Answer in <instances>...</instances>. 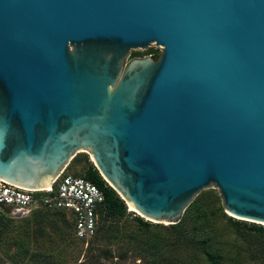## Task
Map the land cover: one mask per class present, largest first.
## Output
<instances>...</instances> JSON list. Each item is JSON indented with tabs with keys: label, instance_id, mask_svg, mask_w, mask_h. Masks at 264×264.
Returning a JSON list of instances; mask_svg holds the SVG:
<instances>
[{
	"label": "water",
	"instance_id": "water-1",
	"mask_svg": "<svg viewBox=\"0 0 264 264\" xmlns=\"http://www.w3.org/2000/svg\"><path fill=\"white\" fill-rule=\"evenodd\" d=\"M81 153L149 222L217 189L264 226V0H0V179Z\"/></svg>",
	"mask_w": 264,
	"mask_h": 264
},
{
	"label": "trees",
	"instance_id": "trees-1",
	"mask_svg": "<svg viewBox=\"0 0 264 264\" xmlns=\"http://www.w3.org/2000/svg\"><path fill=\"white\" fill-rule=\"evenodd\" d=\"M85 162L86 169L74 175L83 176L92 181L105 194V201L99 211V223L95 237L89 242L78 240L74 235V219L66 212L37 210L33 212V216L43 218L55 215L59 217L58 226L60 222L65 224L64 230H60L63 240H68L71 235L76 240L88 243V246L91 245L89 251L94 261L102 257H116L111 247L122 242L135 246L137 250L146 248L150 253L155 251L156 258L161 259L165 264H224L229 257L238 264L241 256L249 253L253 248L264 256V226L254 223L248 226L247 223L228 216L223 205L213 208L211 201L216 204L220 201L213 191L200 193L188 206L178 224L155 226L136 217L134 219L136 228L126 230L121 223L129 217L127 204L103 179L87 155ZM0 213L7 214L2 209ZM222 222L225 223L224 226H220ZM4 225V222H0V239L4 232ZM188 227H191L189 232H187ZM179 245H186L189 248L191 246L194 249L185 260L175 258L176 247L178 248ZM227 246L228 249H226ZM232 253L234 256L231 257ZM126 257V255L119 256L121 259H126Z\"/></svg>",
	"mask_w": 264,
	"mask_h": 264
},
{
	"label": "rangeland",
	"instance_id": "rangeland-1",
	"mask_svg": "<svg viewBox=\"0 0 264 264\" xmlns=\"http://www.w3.org/2000/svg\"><path fill=\"white\" fill-rule=\"evenodd\" d=\"M161 54L162 48L153 44L146 51H131L127 63L134 58H144L150 55L159 57ZM86 155L92 161L90 154H78L75 161L70 163L71 165L68 167L69 173H80L86 169ZM208 191H213V194L220 200L217 204L211 201L212 207L222 206L218 190L209 189L204 190L203 193ZM127 207L129 217L121 223L126 230L136 228V222L134 221L136 217L149 222L137 212L132 211L130 206L127 205ZM0 219V222L5 224L0 239V264H165L161 259L156 258L155 251L150 253L146 248L137 250L135 246H129L127 242L118 243L111 247L116 257H102L98 261H94L89 251L91 245L88 246V243H82L71 235L68 240H63L60 230H64L65 224L60 222L58 226L59 217L55 215L40 218L33 216V213L22 216L14 215L11 212L6 215L0 213ZM242 222L247 223L248 226L253 224L246 221ZM149 223L155 226L158 225L153 222ZM224 225V222L220 223V226ZM190 229L191 227H188L187 232ZM226 249H228V246ZM193 250L191 246L189 248L186 245H179L178 248L176 247L175 258L185 260L186 257L192 254ZM121 255H126V259L119 258ZM230 256L232 257L234 254L232 253ZM224 264L236 263L229 257ZM238 264H264V256L256 248H253L249 253L241 256Z\"/></svg>",
	"mask_w": 264,
	"mask_h": 264
},
{
	"label": "built area",
	"instance_id": "built-area-1",
	"mask_svg": "<svg viewBox=\"0 0 264 264\" xmlns=\"http://www.w3.org/2000/svg\"><path fill=\"white\" fill-rule=\"evenodd\" d=\"M105 194L95 183L64 170L50 189L30 190L0 179V209L27 216L37 210L62 211L74 219V235L89 242L95 237Z\"/></svg>",
	"mask_w": 264,
	"mask_h": 264
},
{
	"label": "flooded vegetation",
	"instance_id": "flooded-vegetation-1",
	"mask_svg": "<svg viewBox=\"0 0 264 264\" xmlns=\"http://www.w3.org/2000/svg\"><path fill=\"white\" fill-rule=\"evenodd\" d=\"M150 56L154 57L155 59H158L159 58L158 56H154V55H150Z\"/></svg>",
	"mask_w": 264,
	"mask_h": 264
},
{
	"label": "bare ground",
	"instance_id": "bare-ground-1",
	"mask_svg": "<svg viewBox=\"0 0 264 264\" xmlns=\"http://www.w3.org/2000/svg\"><path fill=\"white\" fill-rule=\"evenodd\" d=\"M130 208H131L132 211H135L131 206H130Z\"/></svg>",
	"mask_w": 264,
	"mask_h": 264
}]
</instances>
